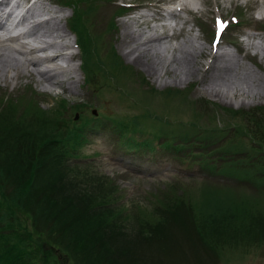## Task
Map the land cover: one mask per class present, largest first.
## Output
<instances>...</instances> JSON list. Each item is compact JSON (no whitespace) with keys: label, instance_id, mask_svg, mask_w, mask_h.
I'll return each instance as SVG.
<instances>
[{"label":"trees","instance_id":"trees-1","mask_svg":"<svg viewBox=\"0 0 264 264\" xmlns=\"http://www.w3.org/2000/svg\"><path fill=\"white\" fill-rule=\"evenodd\" d=\"M57 1L73 8L69 26L78 36L86 82L96 80L100 90L113 71L106 70L109 59L102 62L99 54L91 52L93 38L97 44L98 40L86 28L84 15L90 16L93 9L90 4L79 7L86 0ZM85 28L93 37L85 35ZM148 93L155 95L152 89ZM181 94L168 89L161 92V99L170 101ZM37 99L33 90L16 99L0 97V264H64L61 260L70 264H206L210 257L216 264H229L235 256L244 258L250 245L264 248V106L251 112L230 109L235 128L221 143L211 140L218 132L220 138L227 133L223 126L212 130L216 122L204 130V137L195 136L193 128L185 130L176 144L169 136L165 141L175 158L186 151L188 167L197 163L209 174L251 185L256 193L246 187L239 196L228 184L207 186L199 209L191 198L197 188L186 191L179 184H164L157 190L159 195L153 194L152 209L130 213L126 205L115 202L116 186L95 173L93 163L83 161L84 145L88 134L109 120L123 143L154 149L160 146L154 139L161 125L152 122V130L146 131L145 120L151 118L147 113L109 115L98 110L88 116L81 113L83 104L68 105L62 99L44 108ZM70 108L79 112L78 119L68 116ZM218 152L223 158L219 164L214 156ZM77 158L81 160L72 161ZM232 195L240 200L229 203ZM201 216L204 219L196 222ZM177 228L197 247L185 249L176 236Z\"/></svg>","mask_w":264,"mask_h":264},{"label":"rangeland","instance_id":"rangeland-1","mask_svg":"<svg viewBox=\"0 0 264 264\" xmlns=\"http://www.w3.org/2000/svg\"><path fill=\"white\" fill-rule=\"evenodd\" d=\"M17 1L22 4L26 0ZM54 2L56 0L37 2L34 5V9L33 6L31 7L33 12L29 14V16L31 15L29 19L31 21L36 19L37 21L42 15L46 16V20L53 17L52 22H55L59 26L57 41L63 42V45L67 44V47L63 50L64 54L68 50L75 51V54H71V65L76 66L77 76H71L68 79L64 74L53 73L52 80L56 82L60 81L61 78H66L65 84L69 86V89L65 90L61 86L50 88L49 85H45L48 82L43 81L42 78H38L39 74L35 75L36 73L28 71L30 69L28 66H26L28 69L24 70V65H19L18 69L16 68L19 70V74L16 77L10 76L14 72L12 69H8V73L0 70L3 72L2 77H0V97L11 96V98H15L21 92L32 88L38 94L37 100L40 101L41 106L44 108L52 105V102H54L53 105L55 106L56 100H58L56 98L62 97L68 100L71 105L79 102L82 103L83 108L81 109V113L85 115H88L90 107H97V105L99 108H106L108 111L111 108L118 111L130 110L127 102L120 103L118 101L119 99L115 96L114 88L109 86L107 82L104 83L102 81L105 88L99 94L95 90V85H97L96 80L88 85L86 84V77L82 70L81 53L79 48H76L74 43L75 36L68 29L67 24L68 19L71 16L73 17L72 9L56 5ZM157 2H160L161 6L166 4L169 8L173 6L175 13L168 18H162L154 11L155 6H151L150 8L152 9H145L147 10L145 12H136L137 10H135L139 8L137 7L138 5L147 6L156 4ZM127 3H132L136 6L124 9L121 4L125 5ZM188 3L194 5L195 8L199 7L200 13L194 15L195 13H189L188 10H184V6H188ZM89 4L93 10L90 11V16L84 15L88 22V27L86 28L98 40L97 44L93 38L91 52L99 54L102 62L110 60L106 70L113 71L116 76L115 80L120 85H123L122 87L125 88V92L127 91L131 98L137 101L138 107L134 108V111L127 113L133 115L137 110L145 106L142 96L145 97L144 91L150 87H154L157 90L167 88L186 89L184 93L187 94V98L192 100L189 107L178 96L166 104V101L161 99V95L147 97V105H151L150 108L156 111H161L162 107L165 106L166 112H173V119L183 120L187 123V126H191L192 124L198 127V131H195L196 134L204 137V130L207 126H212L214 122H216L215 128L223 126L228 131H232L235 128L231 126L234 119H231L230 115L233 112L230 109L250 111V109L256 106L264 105V54L262 53V49H264V0H95V2L91 0L90 3L86 0V2L80 3L79 7L85 9ZM177 6L183 7V9H176ZM47 11L48 14H45ZM143 13L150 14V17L145 16ZM218 18L228 23L233 18L241 20L239 25L226 29L222 36L223 43L220 48H217L221 52L226 51L233 55L232 59L235 61L233 68L237 71V75L232 78V88H228L225 85L218 86L220 90L218 93L208 89L206 84L210 80V75L218 72L216 67L220 65L221 59L214 60V57L205 54L198 55L197 59L192 55V69L198 70L194 77L189 80L180 81L176 77L173 79L172 71H167L164 68L165 66L171 69L174 68V65H176L174 57L180 55L181 49H188L190 45H196L198 47H205L208 50H216L210 45L211 35L208 30L212 29L213 24ZM167 23L171 28H167ZM86 28L84 30L85 35L93 37ZM36 30L40 29L36 28ZM40 33L38 31V34ZM157 33H161V36L166 34L168 38H159ZM135 36H137L136 40L134 39ZM138 37L139 43L151 39L148 45L145 46L151 48L152 53H155L154 59L159 69V74H149L140 65L135 64L129 59L126 50L127 48L141 46L137 42ZM127 39L130 41L128 42ZM2 40L0 41L1 48L4 47L1 43L4 44V41H6L4 38ZM8 42L6 41V43ZM25 50L26 48H24ZM140 50L143 51V47H140ZM254 50H258L259 54ZM37 53H35L37 56L45 54V52L41 51ZM19 54H15V56L23 59V56L20 54L21 57ZM225 58H228V56H225ZM62 63L60 61V64ZM3 65V63L0 64V67H3ZM43 65L40 62L39 68ZM119 66L122 67L117 70ZM247 73H249L248 77H246ZM74 79L76 80L74 81ZM112 85L115 86L114 84ZM42 92L47 93L46 100L43 99ZM117 94L119 95V92ZM42 100L44 101L41 102ZM85 105H87V108ZM72 110L73 108L68 110V116L73 114ZM138 112L140 113V111ZM172 118H169L166 114H161L153 123L161 125L164 128L176 129L177 125L173 122ZM227 122L231 123L226 125ZM148 124L149 122H146L144 127L146 128ZM100 131L101 134H93L90 137L91 141L86 144L84 148L85 152H89L93 156L90 160L93 163L95 173L107 177L108 184L111 187L113 185L116 186L115 192L118 193H114L115 202L126 205V207L132 210L130 213L140 211L143 208L152 209L155 205L153 194L157 193L159 195V191L164 188V184H179L186 191L190 187L193 189L197 188L192 191L191 198L195 200L194 203L198 204L199 209L203 208V202L207 197V191L204 190L207 186L219 188L223 184H226L223 183L225 180L221 179L220 176L210 175L205 169H201L197 163L188 167V155L186 151L181 153V158H175L159 150L146 151L144 152V156H142L141 150L135 151L136 155L130 154L132 150H128L129 152L125 153L122 152V149L115 147V138L112 135H115V133L112 129L109 130L112 134L107 131V127ZM162 132L168 133L167 130H163ZM177 132L178 130L176 129L175 141L178 140ZM168 135L173 136L170 132ZM212 137L216 138V141L213 142L216 143L219 136L215 134ZM214 156L215 158H219L220 153L218 152ZM122 159L128 161V163ZM227 182H229V185L238 186L234 188L235 190L232 189L237 195L242 194L246 190V187H248L252 194L256 193L251 185L245 186L247 183ZM158 189L160 190L157 191ZM197 197L198 200H196ZM231 197H233L232 200L234 201L240 200L235 198L234 195ZM202 219H204V216L195 218L196 222H200ZM177 232L178 228L176 236L180 238L185 249L192 250L197 247L193 245L194 242L191 239H187L185 233H182L181 230ZM239 237L240 235L237 236L238 239ZM247 239H249V243H252V237L248 236ZM236 247L239 248L240 245ZM249 247L251 249L246 252L244 258L240 255L235 256L231 258L229 264H264V248L252 249L254 245H250ZM207 254L209 255V252L202 255L207 257ZM211 259L212 257H210V262L206 264H216ZM61 261L64 264H70L68 263L70 260Z\"/></svg>","mask_w":264,"mask_h":264},{"label":"bare ground","instance_id":"bare-ground-1","mask_svg":"<svg viewBox=\"0 0 264 264\" xmlns=\"http://www.w3.org/2000/svg\"><path fill=\"white\" fill-rule=\"evenodd\" d=\"M7 4L8 3L6 0H0V9L5 7ZM35 9H36V6H35ZM184 10H188L189 13L193 12L195 13L194 15H197L201 11L199 7L195 8L194 5L189 4V3H188V6L187 5L184 6ZM45 14H48V11ZM8 16L9 15H7V17ZM148 17L150 16L148 15ZM52 19H48V20L44 19L36 24V28L40 29V32H41L39 35L35 33L38 31H35V32L31 31L28 35L26 34L27 38L28 37L31 38V42L30 41H27V42L18 41V44H13L9 42L8 44L4 41L5 42L4 44L1 43V45L4 47H2L3 49L0 47V64L3 63L4 65L3 67H0V70H4L7 72L8 69H12L14 70V72L10 74V76L16 77L17 74H19L18 73L19 70H17L19 65L20 66L24 65L23 67L24 70H27L28 68L26 66H28L30 68L28 71H30L31 73H36L35 75H38V74L42 75V76L38 75L37 77L42 78L43 81L44 80L47 81L48 84H45V85H49L50 88L61 86V88L63 87V89L65 90L69 89V86L65 84L66 78L64 79L61 78L62 80L60 79V81L58 82L52 80L53 73H59L62 75L64 74L68 77V79L71 78V76L72 77L77 76L76 66L71 65L73 54L72 55L64 54L63 50L67 47V44L63 45L62 44L63 42L60 43L57 41V38H58L57 33L59 32L58 31L59 26H57L55 22L53 23ZM23 22H27V21H23ZM157 35H159V38L160 37L166 38V39L168 38L166 37V34L161 36V33H157ZM136 37L137 36L134 37L135 40H136ZM2 39L3 38H1L0 41ZM5 40L8 41V39L6 38ZM150 40L151 39H148L146 42L139 43V37H138L137 42L141 45L140 47H143V51L140 50V47L137 46V47L127 48L126 53L129 59H131L135 64L140 65L142 69H145L144 71H147L149 74H152V75H157L159 74L158 73L159 69L157 68V65L154 59L155 53L154 52L152 53V51L150 50L151 48H149L148 46H145V45H148V42ZM14 41H17V39H15ZM127 41L129 42L130 40L127 39ZM37 43H41V44L44 43V44L39 47L36 45ZM24 48H26L25 51H24ZM217 50L218 49H216L215 51H212V50L206 49L205 47H198L196 45H190L188 49H181L180 55L174 57L175 62H176V65H174V68L171 69V68H168V66H165L164 69L167 71H172L173 79L174 77H176L178 81L189 80L190 78L194 77L198 71V70L192 69V64H193L192 55L195 59H197L196 57L198 55L205 54L210 57H214L215 58L214 60L221 59L220 65L216 67V70L218 72L211 74L210 80L206 84L208 86V89H210V91L212 92L218 93L220 91L218 89V86L225 85L228 88H232V78L237 75V71L233 68V65H235V61L232 59L233 55H231V53H228L226 51L221 52ZM39 51L45 52V54L41 53L42 55L40 56L35 55V53ZM17 52L23 56V59H20L19 57L15 56V54L16 55L18 54ZM46 52L48 53L46 54ZM255 52L259 54L258 50H256ZM262 53L264 54V49H262ZM225 56H228V58H225ZM60 61L61 63L63 62V64H60ZM40 62H42L44 65L39 68ZM8 66L9 68H7ZM2 75H3V72L0 71V77H2ZM248 76H249V73L246 74V77ZM75 80L76 79H74V81Z\"/></svg>","mask_w":264,"mask_h":264},{"label":"snow or ice","instance_id":"snow-or-ice-1","mask_svg":"<svg viewBox=\"0 0 264 264\" xmlns=\"http://www.w3.org/2000/svg\"><path fill=\"white\" fill-rule=\"evenodd\" d=\"M233 22H235V18H233ZM228 27V22L217 19V37L216 40L213 43V47L216 46V44L219 42L221 34L226 30Z\"/></svg>","mask_w":264,"mask_h":264}]
</instances>
